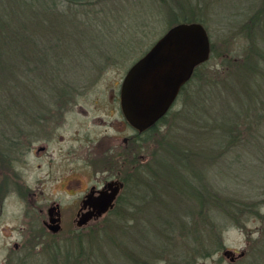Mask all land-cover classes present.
<instances>
[{
	"label": "rangeland",
	"instance_id": "374dc122",
	"mask_svg": "<svg viewBox=\"0 0 264 264\" xmlns=\"http://www.w3.org/2000/svg\"><path fill=\"white\" fill-rule=\"evenodd\" d=\"M78 1L81 3L57 0L56 5H46L81 22L83 27L61 45L64 52L55 50L53 53L50 46L61 37L40 36L43 41H40L39 52L36 49L37 55L20 67L18 64L16 77L9 83L0 80V93L13 91L3 103L16 110L10 116H0V147L8 149L19 165L22 154L12 151L11 139H19L26 131V134L32 131V136L39 115L43 119L52 113L80 115L79 103L84 104L89 112L88 134L95 138L101 136L102 122H109L117 115L112 99L116 84L168 29L184 22V18L189 19L188 22L191 19L202 21L214 52L211 51L209 60L200 70V79L198 76L188 91L178 97L164 122L139 137L138 161L133 169V209L108 218L109 226H105L106 220L102 221L83 242L75 241L73 264H264L262 75L250 78L255 87L262 85L258 110L249 118L245 115L242 124L234 130L235 135L242 134L248 141L244 145L214 147L215 133L210 132H215L223 114H233L237 104L234 99L222 102L209 99V85L222 84L225 77H230L231 59L250 65L259 60L257 72H264V0ZM43 6L38 5L41 9ZM16 59L6 60L7 72L16 69ZM56 87L72 88L65 97L73 98L65 102L53 99L50 92ZM26 89L32 92L26 94ZM35 92L41 95L37 102L32 101ZM16 94H21L19 107L13 104L18 99L11 100ZM196 99L201 108L192 106ZM78 119L80 117L77 122ZM178 154L187 157L180 160ZM27 157L30 158L29 179L33 181L36 164L32 154ZM78 162L75 159L74 171L82 178ZM195 167L206 175L202 178L204 186L194 180ZM165 174L167 182L159 178ZM190 184H195L208 198L204 203L208 208L197 210ZM179 187L184 196L177 194ZM157 190L163 192L158 194ZM217 196L221 201L232 200L226 205L228 213L211 205ZM232 202L248 206L232 212ZM210 207L213 208L209 210ZM214 230L221 232V244ZM226 249L236 251L235 256L244 251L245 254L232 262L223 255ZM207 251L211 253L205 256ZM43 264L49 263L46 260Z\"/></svg>",
	"mask_w": 264,
	"mask_h": 264
},
{
	"label": "flooded vegetation",
	"instance_id": "af4514ba",
	"mask_svg": "<svg viewBox=\"0 0 264 264\" xmlns=\"http://www.w3.org/2000/svg\"><path fill=\"white\" fill-rule=\"evenodd\" d=\"M125 76L112 96L116 118L102 122L101 136L88 134L89 112L79 103L80 115H39L32 136L26 131L11 139L12 151L22 154L20 165L0 147V264H73L75 241L83 242L102 221L133 209L139 137L150 130L139 132L123 113ZM31 154L36 164L33 181L27 170ZM75 159L82 178L75 175ZM107 200L112 204L99 214Z\"/></svg>",
	"mask_w": 264,
	"mask_h": 264
},
{
	"label": "trees",
	"instance_id": "16d2710c",
	"mask_svg": "<svg viewBox=\"0 0 264 264\" xmlns=\"http://www.w3.org/2000/svg\"><path fill=\"white\" fill-rule=\"evenodd\" d=\"M63 1L75 3V4L81 3L78 0H63ZM56 3L57 0H0V80L3 81L4 84H6L8 81H11L14 76L16 77L15 73L16 70L18 69L17 68L18 64L20 67L21 64L25 63L26 61L28 62L29 60H32L33 56L37 55L36 52L37 51L39 52V47L41 44L40 41H43L39 39L40 36L55 35L58 38L61 37V39L58 40L59 42H56V44L54 42H51L50 46L52 47L53 53L55 52V50L58 52H64L63 50L60 49L61 45L66 43L70 35L78 33L79 29L83 28L81 26V22L79 21L75 22L73 18H68L65 15V13L62 14L55 8L51 9L50 7L48 8L46 7V5L47 6L56 5ZM38 5H44L42 7L43 9L38 7ZM42 15H45L46 18H43ZM183 21L188 22L189 19L184 18ZM190 22H202V21L200 19H193V20L191 19ZM48 49L49 48L47 47V50ZM213 52H214V48L212 47V54ZM15 56L18 57V60L15 58ZM12 58L18 61L14 65L16 69L7 72L6 60ZM262 58L264 59V56ZM236 61L237 60L234 59H231V61H229V67L231 66L232 68L230 71L231 72L230 77L229 76L225 77L222 84H220L221 83L220 82L209 85L211 87L210 88L211 97L209 98L210 101L217 100L222 102V101H230V99H234L233 102L237 104V106L233 111V114L230 116H228L227 114H223L220 118L219 126H217L216 129L214 128L215 132H210V134L213 135L215 133L212 140L213 142L216 141L215 143L216 146L214 147L217 149L223 147L225 144L231 147H236L237 144L244 145L246 139L243 138L242 134L235 135L234 130L238 129L236 127L242 124L241 121L242 119H244L245 115L246 117L248 116V118L250 114L255 115L256 111L258 110L257 106L259 105V101L262 100V94H261L262 85L255 87V82L252 83L250 82V78L253 75L256 76L262 75L264 82V72H259V73L257 72L259 60L253 63V65H250L247 62L243 63L240 61L237 62ZM233 63H237V64H233ZM204 64L196 68L192 79L182 88L180 95L188 91L189 87L192 85L193 82H195L198 76L200 79V77L202 76L200 70L202 69ZM70 90L73 89L56 87L54 88V90L50 92V95L52 96L53 99L56 98L58 100H61L59 102H65L73 98V97H65L70 95V92H72ZM19 91L21 93V90ZM26 91H27L26 94H28V92H32L31 89H26ZM8 94L12 96L13 91L9 93L5 92L4 94L0 93V103H2L0 116H2L1 114L10 116V114H13V112L16 113L15 109L13 111L9 107H7L8 105L5 106V103H3L9 100ZM20 96L21 94L19 95L16 94V97L13 96L14 98L11 99V100L18 99V101H15V103H13L14 105H17L16 107H19L22 104V102L20 101L21 99ZM24 97L26 98L27 96L25 95ZM39 98H41V95L35 92V96L32 101L37 102L39 101ZM193 102L194 103L192 104V106L201 108L199 99L193 100ZM190 117H195V116H190ZM165 118L166 116L163 118L161 122H164ZM220 126L223 128V130L220 128ZM157 127L158 125L155 124L149 130L150 131L155 130ZM224 140L226 141L224 142ZM178 156L180 157V160H182V158L187 157V155L184 154L183 155L178 154ZM201 156H204V154H202ZM194 159L195 158H193L192 160ZM193 175H194V180L199 181L200 185L202 184V186H204L202 183V181L204 180H202V178L203 179L205 178L206 176L205 173H203L202 171H198L197 168L195 167ZM177 177L179 178V176ZM159 178L164 179L165 182L168 181V177L166 174L164 176L160 175ZM181 178H185V177H182L181 175ZM190 186L191 188L193 187V192H191V196L192 198H194L196 206H198L197 210L200 211L201 209L204 210V208H208L209 206H205L204 204L205 201L206 202L208 201V198L203 195L201 189L195 187V184L194 185L190 184ZM157 191L158 194L163 192L161 190H157ZM179 193L181 196H184V191L182 190L181 187H179L177 190V194ZM220 199L221 198H218L217 196L215 198V201H211V205H216L215 207H219L220 209L222 208L221 209L222 212L224 211L228 213L229 210L225 211V209H229L227 208V206L231 204L232 200L226 198L225 200L221 201ZM224 201H226L225 204L223 203ZM209 203L210 201L208 202V205ZM246 206L238 202H236L235 204H233L232 202V207H233L232 212H235V209L236 210H239L241 208L246 209ZM212 208L213 207H210L209 210H211ZM211 226H215V225L212 224ZM211 229H215V227H212ZM213 232H214V236L217 238L218 243L221 244L222 241L221 232L217 230H214ZM200 239H203L202 235L200 236ZM210 253L211 252L207 251L204 255L208 256L210 255Z\"/></svg>",
	"mask_w": 264,
	"mask_h": 264
},
{
	"label": "water",
	"instance_id": "95a60500",
	"mask_svg": "<svg viewBox=\"0 0 264 264\" xmlns=\"http://www.w3.org/2000/svg\"><path fill=\"white\" fill-rule=\"evenodd\" d=\"M211 51L208 31L201 22H182L168 29L124 78L121 106L127 120L139 132L153 127L172 108L196 68L209 60ZM106 204L99 214L111 200ZM244 254L235 256L230 249L223 252L232 262Z\"/></svg>",
	"mask_w": 264,
	"mask_h": 264
}]
</instances>
